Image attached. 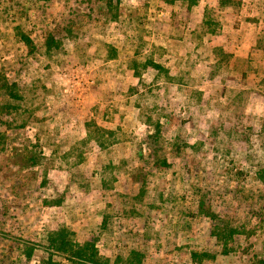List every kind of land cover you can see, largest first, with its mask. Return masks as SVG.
I'll return each mask as SVG.
<instances>
[{"label": "rangeland", "instance_id": "rangeland-1", "mask_svg": "<svg viewBox=\"0 0 264 264\" xmlns=\"http://www.w3.org/2000/svg\"><path fill=\"white\" fill-rule=\"evenodd\" d=\"M68 6L0 0V264H45L61 226L109 264H264V0H120L44 33ZM201 199L244 229L229 251Z\"/></svg>", "mask_w": 264, "mask_h": 264}, {"label": "trees", "instance_id": "trees-1", "mask_svg": "<svg viewBox=\"0 0 264 264\" xmlns=\"http://www.w3.org/2000/svg\"><path fill=\"white\" fill-rule=\"evenodd\" d=\"M78 3H85L88 11H83V8L79 6H68L67 11L61 13L59 22L55 24L53 28L45 29L44 33H78L81 31L83 24L92 18L95 9H99L103 16H108L109 19L117 16L116 9L120 6V0L117 2L114 0H77ZM197 0H189L190 4L195 3ZM109 10V11H108ZM22 33L21 38L30 48L31 52H34L35 43L31 37L24 31H19ZM49 47L52 43L48 44ZM0 88H6L9 94H14L12 90V85L9 84V79L7 75L0 74ZM11 105L8 103H3L0 101V120L4 118L7 114L11 112ZM156 137V134L151 135ZM157 141V140H155ZM19 166L21 170L17 171V184L22 182L21 177L22 171L27 169L29 166H34L37 163L36 156L25 149H20L19 151ZM166 164V161H163ZM263 206V205H262ZM264 208V207H263ZM199 210L202 214L211 217L215 221L213 227V235L220 241L223 242L225 251H229L227 238L228 236H234V233H244V229H239L238 227L231 226L230 224L223 223L220 226V218L216 211L209 204L201 199L199 203ZM259 215L261 213H258ZM263 216H261V220ZM45 251L47 252V258L45 264H109V262L101 261L98 256L97 248L92 242L86 241L84 243L78 241L75 237V232L67 226H61L58 229L49 233L46 238V243L44 245ZM33 247L28 246L25 254L27 258L32 255ZM199 253H193L197 256Z\"/></svg>", "mask_w": 264, "mask_h": 264}]
</instances>
